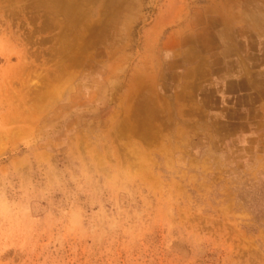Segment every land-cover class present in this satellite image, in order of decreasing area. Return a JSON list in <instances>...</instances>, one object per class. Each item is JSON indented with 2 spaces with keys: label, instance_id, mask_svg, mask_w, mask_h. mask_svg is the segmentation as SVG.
Returning a JSON list of instances; mask_svg holds the SVG:
<instances>
[{
  "label": "rangeland",
  "instance_id": "1",
  "mask_svg": "<svg viewBox=\"0 0 264 264\" xmlns=\"http://www.w3.org/2000/svg\"><path fill=\"white\" fill-rule=\"evenodd\" d=\"M0 264H264V0H0Z\"/></svg>",
  "mask_w": 264,
  "mask_h": 264
}]
</instances>
